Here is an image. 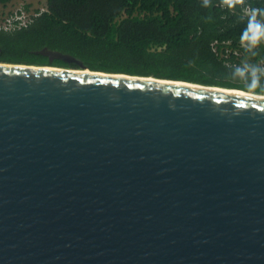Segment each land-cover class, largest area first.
I'll use <instances>...</instances> for the list:
<instances>
[{"label":"water","instance_id":"water-1","mask_svg":"<svg viewBox=\"0 0 264 264\" xmlns=\"http://www.w3.org/2000/svg\"><path fill=\"white\" fill-rule=\"evenodd\" d=\"M39 52L77 68L0 62V264H264V94Z\"/></svg>","mask_w":264,"mask_h":264},{"label":"trees","instance_id":"trees-1","mask_svg":"<svg viewBox=\"0 0 264 264\" xmlns=\"http://www.w3.org/2000/svg\"><path fill=\"white\" fill-rule=\"evenodd\" d=\"M12 1L0 0V6ZM43 4L25 26L0 29V62L77 68L60 59L49 61L39 52L48 48L80 59L89 70L264 94V0H244L232 8L223 0ZM252 9L260 10L255 40L248 31Z\"/></svg>","mask_w":264,"mask_h":264},{"label":"built area","instance_id":"built-area-1","mask_svg":"<svg viewBox=\"0 0 264 264\" xmlns=\"http://www.w3.org/2000/svg\"><path fill=\"white\" fill-rule=\"evenodd\" d=\"M26 9L27 8L22 7V8L17 9L16 11L13 10L12 12L2 17H1L2 14L0 10V29L12 30V29L21 28L22 26H25L31 20V17L37 14V12L29 13ZM40 10L42 11L43 8Z\"/></svg>","mask_w":264,"mask_h":264},{"label":"rangeland","instance_id":"rangeland-1","mask_svg":"<svg viewBox=\"0 0 264 264\" xmlns=\"http://www.w3.org/2000/svg\"><path fill=\"white\" fill-rule=\"evenodd\" d=\"M44 0H13L7 7L0 6L1 10V17L7 15L8 13L12 12L13 10L16 11L19 8H25L27 4V11L29 13H34L36 9H42L44 6ZM28 13V14H29ZM70 68V67H66ZM251 87L253 89H258L260 86L258 84H252Z\"/></svg>","mask_w":264,"mask_h":264},{"label":"clouds","instance_id":"clouds-1","mask_svg":"<svg viewBox=\"0 0 264 264\" xmlns=\"http://www.w3.org/2000/svg\"><path fill=\"white\" fill-rule=\"evenodd\" d=\"M205 3H207V0H205ZM223 3H225L229 8H232L236 4L244 3V0H223ZM258 11H260V10L259 9H252V16H251L249 26H248V31L252 32V34H253L252 35L253 40H255L257 38V35L260 33V28L255 23V15Z\"/></svg>","mask_w":264,"mask_h":264},{"label":"bare ground","instance_id":"bare-ground-1","mask_svg":"<svg viewBox=\"0 0 264 264\" xmlns=\"http://www.w3.org/2000/svg\"><path fill=\"white\" fill-rule=\"evenodd\" d=\"M60 69H63V68H60ZM151 78V77H150ZM231 91H233V92H239V91H236V90H231Z\"/></svg>","mask_w":264,"mask_h":264}]
</instances>
